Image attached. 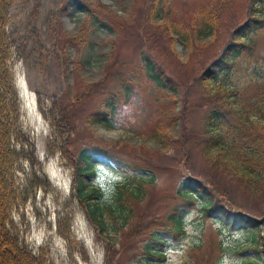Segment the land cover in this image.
<instances>
[{
	"label": "rangeland",
	"instance_id": "obj_1",
	"mask_svg": "<svg viewBox=\"0 0 264 264\" xmlns=\"http://www.w3.org/2000/svg\"><path fill=\"white\" fill-rule=\"evenodd\" d=\"M65 1L9 0L7 30L21 54L13 66L21 120L49 181L46 190L38 189L34 199L13 213L14 226L24 241L33 252L42 247L54 264H105L104 240L71 196L72 169L66 157L68 154L70 160L81 145H98L105 153L88 152L95 176L86 179V184L100 190L101 202L110 200L116 185L133 175L152 179L146 185L148 199L140 209L155 222L127 240L123 253L116 254L119 264H264V225L249 226L243 219L226 221L201 209L204 196L211 195L232 212L264 217V182L260 193L253 194L241 181L222 172L221 159L213 155L210 160L203 154V116L221 95L215 89L223 88L224 83L223 78L211 79L207 91L198 79L191 78L200 75L222 49L229 30L244 20L246 0H231L215 37L204 38L197 32L196 43L208 44L198 46L197 52L180 35L163 33L162 23L169 16L161 14L157 21L140 26L137 18L145 0H90L105 6L100 21H105L111 32L102 24L92 25L90 16L78 8L62 13ZM194 3L170 0L169 8H176L177 16L185 17L187 24ZM259 54L264 57V33ZM143 57L155 60L158 68L170 74L175 94L146 77ZM238 75L251 77L245 70ZM121 78L123 82L130 79V93L120 102L113 122L90 123L87 116L115 90ZM41 106L45 112L52 108V112L44 114ZM53 120L69 137L64 152L49 144L55 131ZM171 122H176L174 127H169ZM23 167L27 171L26 163ZM187 177L201 180L206 193L196 194L195 202L184 208L185 235L177 240L163 235L164 243L159 245L150 233L180 200L178 187L195 191L196 184L187 182ZM22 178L23 172L17 173V181ZM65 214L71 221L69 239L58 227ZM257 218L252 219L258 222ZM128 229L120 231L119 243ZM145 243L159 246L164 259L147 253Z\"/></svg>",
	"mask_w": 264,
	"mask_h": 264
},
{
	"label": "trees",
	"instance_id": "obj_2",
	"mask_svg": "<svg viewBox=\"0 0 264 264\" xmlns=\"http://www.w3.org/2000/svg\"><path fill=\"white\" fill-rule=\"evenodd\" d=\"M75 1L66 0L61 12L68 13L78 8L90 16L92 25L102 24L111 32V27L105 21H100V16L103 15L101 11L105 10L104 5L90 0ZM169 2L170 0H145L137 21L141 26L142 23L157 21L161 14L169 16L162 23L165 26L163 33L167 36L180 35L194 52H197L198 46L208 45L196 43L197 32L203 33L204 38L215 37L221 28L222 17L232 3L231 0H195L188 11L189 22L185 24V17L181 20L177 16V9L169 8ZM246 2L244 20L229 30L222 49L218 50L217 56L212 58L200 75H193L191 78L198 79L207 91L211 79L223 78L224 87L215 89L221 95L213 100L212 106L204 113L200 127V145L203 146L206 158L211 160L216 155L222 160V172L225 175H229L236 182L241 181L246 190L257 195L264 182V57L259 54L260 38L264 33V0ZM8 8L9 0H0V264H54L42 252V247L36 252L32 251L13 221L14 211L34 199L38 189L46 190L49 181L37 159L35 143L21 120V103L13 71L14 63L20 59L21 54L17 52L7 30ZM80 39L84 40V37ZM142 66L149 80L168 93L175 94L177 89L169 78L170 74L167 75L158 68L155 60L143 57ZM241 70L247 71L251 77H240L238 73ZM127 82H130L129 78ZM127 82H123V78L117 81L115 90L104 97L99 107L87 116L90 123L113 122L120 102L127 99L130 93ZM41 110L44 114L52 112V108L45 112L43 106ZM175 124L176 122H171L169 127H174ZM54 125L55 131L49 144L64 152V144L69 137L56 121ZM89 151L105 153L98 145H81L70 160L66 154L72 169L71 196L75 197L97 235L103 238L105 264H119L116 254L123 253L127 240L152 226L154 218L148 220L144 210L140 209V205L148 199L146 185L152 179L133 175L116 185L110 200L101 202L100 190L86 184V179L95 176V165L88 155ZM25 163L28 165L27 171L23 167ZM19 172H23V178L17 181ZM186 181L196 184L195 191L178 187L176 195L182 206L179 201L174 203L159 222L157 229L150 233V237L159 245L164 243L163 235L176 240L185 235L184 208L195 202L196 194L206 193L201 180L187 177ZM200 206L204 213L221 215L226 221L236 223L238 219H243L249 226L259 223L264 225V217L257 218L245 211L232 212L211 195H205ZM127 226L130 229L125 235L122 234L123 243H119L118 235ZM58 227L60 234L69 239L72 233L70 217L67 214L59 218ZM144 246L147 253L164 259L165 254L159 246L151 243H145ZM218 247L220 248V244Z\"/></svg>",
	"mask_w": 264,
	"mask_h": 264
}]
</instances>
